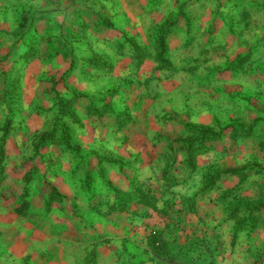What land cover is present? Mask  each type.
I'll return each instance as SVG.
<instances>
[{
	"label": "rangeland",
	"instance_id": "rangeland-1",
	"mask_svg": "<svg viewBox=\"0 0 264 264\" xmlns=\"http://www.w3.org/2000/svg\"><path fill=\"white\" fill-rule=\"evenodd\" d=\"M259 2L0 0V264H264Z\"/></svg>",
	"mask_w": 264,
	"mask_h": 264
},
{
	"label": "crops",
	"instance_id": "crops-1",
	"mask_svg": "<svg viewBox=\"0 0 264 264\" xmlns=\"http://www.w3.org/2000/svg\"><path fill=\"white\" fill-rule=\"evenodd\" d=\"M252 0H248L247 5L249 6L248 9L253 6L252 4H250ZM261 3V5H264V0H259ZM258 3V4H259ZM244 6V5H243ZM264 8V7H262ZM251 14H254V10L250 11ZM124 208L121 210L120 207L118 208H114V211H109L108 215L106 216V218L103 219V226H102V232H142L140 229V227L138 226H133L131 227V223L128 221V217L127 214H125ZM222 219V214H219V220L220 223ZM138 221L135 220V223H137ZM195 222V221H193ZM216 223V222H215ZM173 232H177V231H173ZM210 234H212L213 232H208ZM226 233V232H225ZM231 234L233 232H230ZM221 234H223V232L220 230L218 232H216V238L220 237ZM207 235V234H205Z\"/></svg>",
	"mask_w": 264,
	"mask_h": 264
},
{
	"label": "trees",
	"instance_id": "trees-1",
	"mask_svg": "<svg viewBox=\"0 0 264 264\" xmlns=\"http://www.w3.org/2000/svg\"><path fill=\"white\" fill-rule=\"evenodd\" d=\"M139 192H136V189L132 188L131 192H129L130 199L140 198V201L147 203L150 207L157 209L155 201L157 200L156 195H150L147 191L143 190L139 187ZM123 207H121V210ZM149 244H151L154 251L158 252L159 254H167L168 246L167 242L157 233H151L149 235Z\"/></svg>",
	"mask_w": 264,
	"mask_h": 264
}]
</instances>
